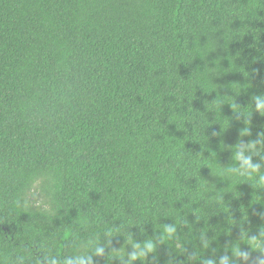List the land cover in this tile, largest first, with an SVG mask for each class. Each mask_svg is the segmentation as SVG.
I'll return each mask as SVG.
<instances>
[{
	"label": "trees",
	"instance_id": "obj_1",
	"mask_svg": "<svg viewBox=\"0 0 264 264\" xmlns=\"http://www.w3.org/2000/svg\"><path fill=\"white\" fill-rule=\"evenodd\" d=\"M258 95L264 0H0V264L93 238L122 264L174 223L187 251L133 264L255 259L264 170L233 150L264 133Z\"/></svg>",
	"mask_w": 264,
	"mask_h": 264
},
{
	"label": "clouds",
	"instance_id": "obj_2",
	"mask_svg": "<svg viewBox=\"0 0 264 264\" xmlns=\"http://www.w3.org/2000/svg\"><path fill=\"white\" fill-rule=\"evenodd\" d=\"M253 110L264 115V95H258L253 97ZM245 134L247 129L244 130ZM216 135V133H213ZM238 148H234L233 160L236 167L233 169L240 173V175H250L253 170L260 171L264 170V133L259 135V138L251 141L248 144L243 142L238 144ZM239 156L240 160L237 161L236 157ZM259 156L260 159L256 162L253 161V157ZM27 206V201H25ZM261 221H264V211L257 213ZM179 226L174 224H165L160 236L152 242L145 241L144 243H133V251L127 253V258L122 259V264H133L136 260L148 258L150 255L155 257V252L160 244L166 243V240L172 241L175 245V249H180L183 244L182 252H186L184 241L178 239ZM264 229V228H262ZM261 229V230H262ZM264 236V232L260 231L258 237ZM105 237L108 238L106 235ZM251 239V238H250ZM201 240L203 248L208 249L210 241L207 239L205 233H201ZM111 244L109 239L108 244H102V240L97 241L96 239H89L85 242H78L73 246V251L70 255L64 257H58L55 254H47L41 257L36 264H94L93 257H104L105 248ZM142 245V246H141ZM231 255L227 251L217 259L216 249H213V255L211 258L198 259L199 253L194 250L188 254V261L191 264H240L241 261L244 264H264V252H258L259 255L253 259L252 248L251 250H243L242 248L236 249L235 244L230 248ZM21 264H23L22 258H20Z\"/></svg>",
	"mask_w": 264,
	"mask_h": 264
}]
</instances>
